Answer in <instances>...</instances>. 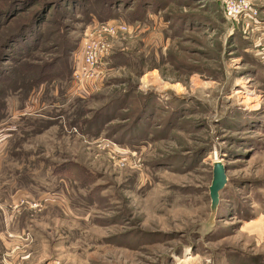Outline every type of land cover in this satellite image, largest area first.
<instances>
[{
	"label": "rangeland",
	"instance_id": "obj_1",
	"mask_svg": "<svg viewBox=\"0 0 264 264\" xmlns=\"http://www.w3.org/2000/svg\"><path fill=\"white\" fill-rule=\"evenodd\" d=\"M116 2L0 0V264H264V0L237 21L221 0ZM117 21L79 98L85 41Z\"/></svg>",
	"mask_w": 264,
	"mask_h": 264
},
{
	"label": "built area",
	"instance_id": "obj_2",
	"mask_svg": "<svg viewBox=\"0 0 264 264\" xmlns=\"http://www.w3.org/2000/svg\"><path fill=\"white\" fill-rule=\"evenodd\" d=\"M221 3L225 16L232 21H237L245 16L255 17L258 15L250 0H221ZM128 29L129 25L122 21L103 23L99 31L95 33L96 39L91 41L88 38L85 41L82 59L74 69L71 86L72 91L79 94L78 97L97 88L99 81L107 73V60L111 55V47L105 35L114 36L118 32H126Z\"/></svg>",
	"mask_w": 264,
	"mask_h": 264
},
{
	"label": "water",
	"instance_id": "obj_3",
	"mask_svg": "<svg viewBox=\"0 0 264 264\" xmlns=\"http://www.w3.org/2000/svg\"><path fill=\"white\" fill-rule=\"evenodd\" d=\"M228 183V176L226 173V167L222 161L218 160L214 163L213 167V179L209 187L211 198V212L216 215L220 204V193Z\"/></svg>",
	"mask_w": 264,
	"mask_h": 264
},
{
	"label": "bare ground",
	"instance_id": "obj_4",
	"mask_svg": "<svg viewBox=\"0 0 264 264\" xmlns=\"http://www.w3.org/2000/svg\"><path fill=\"white\" fill-rule=\"evenodd\" d=\"M145 80L147 83H152L151 79L149 77H145ZM156 80V79H155ZM155 83V81L153 82ZM195 86L198 85H203L205 86L204 83L198 82L195 80L194 82ZM243 92V95H241V100L243 103L250 105L251 107H256L258 106V101H259V97L252 91L246 90V91H238V93ZM195 259V257H193L191 254L186 255L185 257H182L179 259V263L178 264H189L190 262H192Z\"/></svg>",
	"mask_w": 264,
	"mask_h": 264
},
{
	"label": "trees",
	"instance_id": "obj_5",
	"mask_svg": "<svg viewBox=\"0 0 264 264\" xmlns=\"http://www.w3.org/2000/svg\"><path fill=\"white\" fill-rule=\"evenodd\" d=\"M116 1H117L116 3H119L120 4L119 6L126 5L128 3L127 0H116ZM143 4H144L143 5L144 7H153V6H155L152 2L151 3H148V5H146V2H143ZM62 101H63V103H65L67 101V98L66 97L65 98L63 97L62 98Z\"/></svg>",
	"mask_w": 264,
	"mask_h": 264
}]
</instances>
